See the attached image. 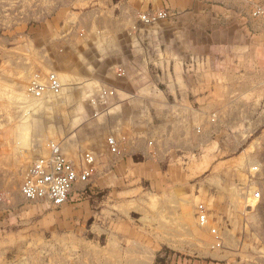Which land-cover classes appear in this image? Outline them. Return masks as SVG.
Listing matches in <instances>:
<instances>
[{
    "label": "crops",
    "instance_id": "0c3cea01",
    "mask_svg": "<svg viewBox=\"0 0 264 264\" xmlns=\"http://www.w3.org/2000/svg\"><path fill=\"white\" fill-rule=\"evenodd\" d=\"M101 4L90 7L88 21L80 16L76 25L70 22L72 13L58 11L66 21L50 51H56L61 81L72 79L67 88L97 83L117 88L114 112L106 121L117 139L125 136L123 151L114 154L104 145L86 183L91 193L84 197L75 186L59 210L58 224L74 227L93 218L96 225L100 216L106 231L113 233L110 223L119 224L116 232L136 236L132 247L188 248L173 240H142L149 225L144 209L151 195L176 217H187L196 197L201 198L198 210L212 200H232L244 165L241 132H264V16L256 14L264 0ZM150 10L169 15L154 25L139 23L138 14ZM215 141L223 157L193 183V155L199 149L209 154ZM126 201H135L138 209L122 210ZM97 202L104 204L101 214ZM212 206L226 211L222 204ZM160 226L171 231L164 222Z\"/></svg>",
    "mask_w": 264,
    "mask_h": 264
},
{
    "label": "rangeland",
    "instance_id": "374dc122",
    "mask_svg": "<svg viewBox=\"0 0 264 264\" xmlns=\"http://www.w3.org/2000/svg\"><path fill=\"white\" fill-rule=\"evenodd\" d=\"M104 1L0 0V264H264V132H241L239 152L244 165L232 200H212L207 209L198 210L201 198L196 197L190 214L176 217L157 197L150 196L144 209L149 225L141 239L173 240L188 248L132 247L136 236L116 232L119 224L110 223L113 233L110 228L106 231L100 216L96 225L93 218H83L74 227L60 226L59 210L70 197L61 205H53L29 200L21 193L27 166L49 154L52 142L60 143L78 165L83 164L84 151L99 155L104 145L108 147L107 138L112 134L106 118L114 112L118 90L105 105L97 97L102 88L114 86L97 83L92 88H67L72 79L61 81L54 67L56 51H50L66 21L58 11L72 13L70 22L76 25L80 16L87 22L90 7ZM157 11L166 13L164 18L169 15L167 10ZM41 69L57 72L66 87L63 94L51 93L46 98L28 94L31 76ZM117 71L119 75L123 72ZM18 80H22L21 87L16 85ZM218 147L215 141L209 149L211 154L199 149L193 155L189 167L193 183L208 175L223 157ZM13 180H18L15 189ZM90 187V183L79 184L76 189L87 197ZM256 191L261 192L259 199L252 197ZM214 204H222L226 211H216ZM96 205L101 214L104 204ZM123 208L136 210L138 204L126 201ZM201 213L207 214L206 224L201 225ZM161 222L171 231H160L164 229Z\"/></svg>",
    "mask_w": 264,
    "mask_h": 264
},
{
    "label": "built area",
    "instance_id": "2783aa9c",
    "mask_svg": "<svg viewBox=\"0 0 264 264\" xmlns=\"http://www.w3.org/2000/svg\"><path fill=\"white\" fill-rule=\"evenodd\" d=\"M256 14L264 16V8H257ZM165 16L166 13L163 11L147 12L140 14L139 19L143 23L154 24ZM62 87L63 84L54 69H48V71L41 69L31 76L27 90L35 97L44 98L53 92L61 93ZM115 93L117 89L106 86L102 88L97 99L107 105ZM122 139H117L113 134L107 138V144L112 153H122L120 141ZM96 160V153L93 150H86L83 153V164L78 165L64 153L60 143L52 142L49 154L39 156L27 166L21 193L32 201L40 200L61 205L69 199L75 186L90 181L96 171ZM252 197L259 199L261 192H254ZM199 217L201 224L208 222L206 213H201ZM212 231L216 233L217 229L213 228ZM217 246H221V242H217Z\"/></svg>",
    "mask_w": 264,
    "mask_h": 264
},
{
    "label": "bare ground",
    "instance_id": "6f19581e",
    "mask_svg": "<svg viewBox=\"0 0 264 264\" xmlns=\"http://www.w3.org/2000/svg\"><path fill=\"white\" fill-rule=\"evenodd\" d=\"M259 18V17H258ZM140 21V20H139ZM57 73V72H56ZM20 77V76H19ZM23 78H24V75H23ZM26 78V77H25ZM28 81V80H27ZM16 85H18L19 87H21L22 86V80H18V82H17V84ZM27 87H28V85H27ZM27 92H28V90H27ZM62 93V92H61ZM61 93H59V94H57V93H54L53 92V94L55 95H60ZM28 94H30L29 92H28ZM20 95V94H19ZM31 96H33V97H35L34 95H32V94H30ZM47 97V96H46ZM45 97V98H46ZM32 100V99H31ZM218 106V105H217ZM18 178V177H17ZM12 187L15 189L16 188V186L18 185V180H13L12 182ZM13 189V190H14ZM17 191V190H16ZM17 193V192H16ZM13 194H15V193H13ZM16 195V194H15ZM14 201V200H13ZM38 202H40V200H37ZM132 264V263H131Z\"/></svg>",
    "mask_w": 264,
    "mask_h": 264
}]
</instances>
